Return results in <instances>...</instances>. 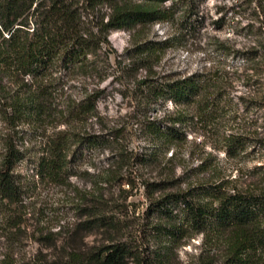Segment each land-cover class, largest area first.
Instances as JSON below:
<instances>
[{
  "label": "rangeland",
  "instance_id": "obj_1",
  "mask_svg": "<svg viewBox=\"0 0 264 264\" xmlns=\"http://www.w3.org/2000/svg\"><path fill=\"white\" fill-rule=\"evenodd\" d=\"M187 3L192 10L183 13ZM262 5L264 0H171L163 8L179 12L167 21L109 34V46L97 58V63H116L106 80L80 73L56 78L48 112L37 122L11 117L8 105L18 88L5 77L0 161L12 143L22 155L16 173L24 191L9 209L19 226L2 223L0 228V260L62 264L71 252L90 253L116 242L146 254L162 245L153 227L166 224L149 211L155 200L209 184L230 193L264 191ZM154 48L160 50L146 52ZM194 74L207 76L213 96L222 100L213 121H201L193 110L171 101L146 104L140 94L139 82L145 79L166 82ZM95 91H102L96 115L72 121L69 105ZM180 110L187 115L181 126L185 139L153 148L145 122L171 125ZM63 131L72 136L70 171L58 181L37 176L39 159ZM93 137L98 144L83 140ZM231 138L241 139L245 148L228 151ZM155 153L154 163L135 159ZM148 182L157 185L148 189ZM173 213L182 216L179 206ZM89 214L115 226L84 231ZM215 253L203 234H191L173 248L170 264H218Z\"/></svg>",
  "mask_w": 264,
  "mask_h": 264
},
{
  "label": "trees",
  "instance_id": "obj_2",
  "mask_svg": "<svg viewBox=\"0 0 264 264\" xmlns=\"http://www.w3.org/2000/svg\"><path fill=\"white\" fill-rule=\"evenodd\" d=\"M170 1L0 0V93L4 92L5 77L12 79L18 88L8 105L11 117L17 121L41 119L52 102L53 81L63 75L80 73L97 76L101 82L106 80L110 76L107 71L115 68L116 63H97V58L103 47L109 46V34L167 21L179 12L175 8L171 12L163 8ZM186 7L183 13L192 10L191 4L187 3ZM261 7L264 13V5ZM155 50L160 49L146 52ZM102 64L106 70L101 68ZM206 77L194 74L166 82L148 78L139 82L140 94L145 103L171 101L189 109L188 113L193 110L201 121L202 117L213 121L223 108L222 100L213 96V85ZM101 93L87 94L80 102L69 105L67 113L72 121L82 123L94 117ZM0 114L7 115L3 108ZM176 116L171 125L154 119L145 122L153 148L185 139L181 126L187 115L180 110ZM83 140H89L92 145L99 143L94 137ZM71 141L67 131L51 139L47 154L39 159L37 176L58 181L70 171ZM227 143L231 153L245 148L239 138H231ZM5 150L0 161V228L2 223L15 228L19 220L16 215H10L9 209L23 196L24 189L16 173L22 155L12 143ZM156 155H135V159L141 164L154 163L158 159ZM145 184L148 189L157 185ZM178 206L182 215L179 217L173 213ZM149 211L166 222L153 227L162 243L159 248L148 249L143 255L126 242H116L90 253L71 252L62 264H129L130 260L132 264H170L173 248L191 234L204 235L216 256L220 254L218 264H264V191L230 193L220 186L200 185L186 194L174 193L155 200ZM89 216L92 218L85 222L84 231L115 226L106 217ZM0 264L44 263L5 257Z\"/></svg>",
  "mask_w": 264,
  "mask_h": 264
}]
</instances>
